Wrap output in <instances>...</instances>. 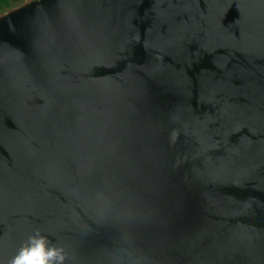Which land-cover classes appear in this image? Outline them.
<instances>
[{"label":"water","instance_id":"obj_1","mask_svg":"<svg viewBox=\"0 0 264 264\" xmlns=\"http://www.w3.org/2000/svg\"><path fill=\"white\" fill-rule=\"evenodd\" d=\"M0 264H264V0L1 8Z\"/></svg>","mask_w":264,"mask_h":264},{"label":"rangeland","instance_id":"obj_2","mask_svg":"<svg viewBox=\"0 0 264 264\" xmlns=\"http://www.w3.org/2000/svg\"><path fill=\"white\" fill-rule=\"evenodd\" d=\"M14 3V0H0V9Z\"/></svg>","mask_w":264,"mask_h":264},{"label":"trees","instance_id":"obj_3","mask_svg":"<svg viewBox=\"0 0 264 264\" xmlns=\"http://www.w3.org/2000/svg\"><path fill=\"white\" fill-rule=\"evenodd\" d=\"M18 1H20V0H14V3H15V2H18Z\"/></svg>","mask_w":264,"mask_h":264}]
</instances>
